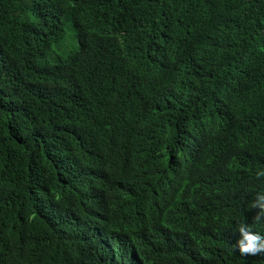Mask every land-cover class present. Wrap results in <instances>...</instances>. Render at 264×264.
<instances>
[{"label":"trees","instance_id":"trees-1","mask_svg":"<svg viewBox=\"0 0 264 264\" xmlns=\"http://www.w3.org/2000/svg\"><path fill=\"white\" fill-rule=\"evenodd\" d=\"M71 73L78 83L55 92ZM224 90L234 115L221 124L205 106L208 143L177 109ZM19 102L25 124L52 118L46 133L84 167L73 193L72 175L48 182L45 149L13 134ZM100 109L143 135L124 138ZM261 170L264 0H0V264H264L232 247L241 223L264 235L251 207ZM164 171L178 192L162 205Z\"/></svg>","mask_w":264,"mask_h":264},{"label":"clouds","instance_id":"clouds-1","mask_svg":"<svg viewBox=\"0 0 264 264\" xmlns=\"http://www.w3.org/2000/svg\"><path fill=\"white\" fill-rule=\"evenodd\" d=\"M59 12V11H58ZM54 13V11H53ZM31 17L33 18L32 14ZM164 31V29H160L159 32ZM32 54L33 59V53L30 50L29 51ZM162 56L166 57L167 55V49L161 50ZM60 78L59 80H62L63 82L57 87L56 91L61 90L64 87L74 85L78 83V80L75 78V73L71 74H59ZM94 84V89L96 91L97 97H98V103L102 106L110 107V97L104 92L101 85L96 82L94 79H92ZM84 91L86 93V96H88V90L86 86L84 87ZM224 94V97H208L207 95H202L199 97H196L194 99H191V115L188 114V109H177L178 117L181 120H184L185 123L188 124V128L199 138L203 139L204 141L211 143L213 140L216 139V133L214 130L209 129H203L204 123H205V106L208 105V116L212 117L214 115H218L221 120V124L226 122L228 119H230L234 115L233 111V105L232 100L230 96V92L228 90L222 91ZM197 94V93H195ZM193 95V94H192ZM85 102H89L85 97ZM211 101H214L215 103V109H211ZM189 102V101H188ZM79 103L76 101L74 104ZM190 103V102H189ZM73 104V105H74ZM14 116L16 117L15 120H17L13 126V134L19 138V139H26L29 142H31L34 145H37L39 147H42L45 149L46 154L44 157L45 164L47 165V171L44 172L45 178L48 182H52L54 179H56L58 176L62 174V172H65L69 175H72L74 179H70V182H74L72 185L69 186L68 190L73 193L75 190L79 188L77 185L78 183L81 185V182H77L76 180H81L80 172L83 171L85 173V169L82 166L81 168L78 166L79 162H75L72 160L70 156L66 154L59 146H57L54 141L49 137V135L46 133L45 126L52 120V118H46L34 122H28V124H25L26 122V115L28 113V107L22 103L15 104L9 108ZM99 112L107 114L110 118L114 117L118 119L120 122V129L122 130L121 133L125 132V137L129 134L130 130L133 129L137 132H140L139 134L143 135V130L140 128V126L137 124L136 120L131 115L126 114H120L116 115L113 113L100 109ZM228 127V126H227ZM226 127V128H227ZM225 128V129H226ZM142 144V142H141ZM123 145L127 146L125 143ZM124 146V147H125ZM86 151H89L88 146H83ZM132 150L133 147H129ZM108 149L103 144L102 146H99L98 150L99 152H102L104 150ZM81 150V146L77 145L76 143H73L72 148V155L73 156H79ZM190 163V159L182 153H178L177 157V165L183 166ZM258 178L264 177V170L257 171L255 174ZM164 182H163V189L157 190V201L164 205L166 202L175 200L177 197L176 193L178 192V178L177 175L173 174V176H169L167 174V171H164ZM181 179V178H180ZM76 182V183H75ZM94 185L92 183H83L84 189L93 188ZM251 207L253 209L258 210L255 216V220L258 222H264V190L258 191L255 195V199L252 201ZM236 232L239 233V238L236 240L235 244L232 246L234 251L239 252L240 254H258V253H264V235H261L259 232L253 231L249 225L245 223H241L237 226Z\"/></svg>","mask_w":264,"mask_h":264}]
</instances>
